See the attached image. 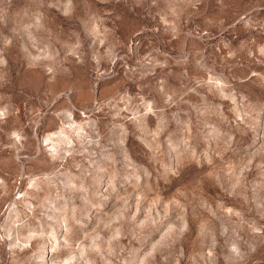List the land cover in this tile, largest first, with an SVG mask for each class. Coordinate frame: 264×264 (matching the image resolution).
I'll list each match as a JSON object with an SVG mask.
<instances>
[{"label": "rangeland", "instance_id": "1", "mask_svg": "<svg viewBox=\"0 0 264 264\" xmlns=\"http://www.w3.org/2000/svg\"><path fill=\"white\" fill-rule=\"evenodd\" d=\"M0 264H264V0H0Z\"/></svg>", "mask_w": 264, "mask_h": 264}]
</instances>
